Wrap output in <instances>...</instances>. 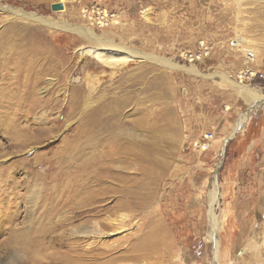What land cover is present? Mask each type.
Returning <instances> with one entry per match:
<instances>
[{
    "label": "rangeland",
    "instance_id": "rangeland-1",
    "mask_svg": "<svg viewBox=\"0 0 264 264\" xmlns=\"http://www.w3.org/2000/svg\"><path fill=\"white\" fill-rule=\"evenodd\" d=\"M58 2L63 9L52 10ZM70 25L184 68L150 58L110 67L81 53L97 45ZM11 34L25 38L19 63L0 66V77L32 75L20 87L27 94L0 95V264H32V255L41 256L42 197L74 189L63 179L49 190L56 168H46L65 161L71 144H95V134L114 143L121 131L165 152L155 153L148 213L88 217L134 215L123 231L104 235L102 247L120 253L150 217L163 226L169 247L140 264H213L207 214L215 175L219 264H264L253 251L264 214V0H0V37ZM189 52H200L199 59ZM256 98L258 106L232 133Z\"/></svg>",
    "mask_w": 264,
    "mask_h": 264
},
{
    "label": "bare ground",
    "instance_id": "bare-ground-1",
    "mask_svg": "<svg viewBox=\"0 0 264 264\" xmlns=\"http://www.w3.org/2000/svg\"><path fill=\"white\" fill-rule=\"evenodd\" d=\"M28 18L49 22L33 16H28ZM67 30L78 32L83 38L97 45L81 49L82 54H88L110 67H121L133 58H150L167 67L184 68L173 64L165 58H157L129 47L119 46L113 43L111 39L99 37L91 29L85 27L70 25ZM21 38L12 34L10 38L7 35L0 37V58H2L0 66L2 68L5 67L6 63L11 62V59L12 61L14 59V62H12L14 65L19 63L17 57L20 54ZM249 52L253 54V52ZM7 60L8 62H6ZM39 69L35 70V73L36 71L37 74L40 73L41 69ZM186 70L198 73L192 67L186 68ZM29 75H32V73ZM29 75H23L22 80V78L20 79L21 73L18 71L17 76L19 77L13 83L9 81L11 78L9 74H2L1 77L8 82L6 86L2 85L3 87H0V95L4 96L7 91H11L12 97H15L16 94L20 96L21 92L22 94H27L28 88L23 90L20 87L26 85V81L31 79ZM36 81L34 80L31 85L35 84ZM257 99H250L249 109L239 114L233 125L232 133L238 131L245 123L250 109L255 108L261 101V99L260 101H257ZM146 130L148 135L152 134V129ZM132 134L121 131L116 135V141L110 144L100 142L97 134L92 135L95 144H85L83 147L75 144L67 145L68 147H66L65 151L67 152V157L64 155L66 157V159L64 158L65 161L60 159L51 163L50 166L48 165L47 170L50 167L56 168L54 173L56 180L52 179L54 184L49 185V190L52 187L58 188L62 185L64 183L62 182L63 179L69 180L74 189L66 194L62 192L55 194L51 189L45 197H42L40 240L36 243V250L41 256L32 255V264H127L128 262L140 264L139 262L142 260L155 255L153 253H158V251L169 247L166 244V232L163 226L157 221V224H155L156 222L153 223L149 219L150 217L143 225H146V229L138 233L140 227L136 228L132 234V240L121 247L122 251L120 253L116 254L111 252L109 248L106 249V246L102 247L103 242L101 240L104 235L123 231L122 228L132 221L134 215L131 214L135 210L147 209L146 212L148 213V208L152 203L153 197L150 183L152 176L155 175L153 168L158 162L154 159H157L155 156L157 153L161 154L165 151L148 141L138 142L136 136H132ZM217 197V182L215 175H213L211 188L208 191L207 214L209 222L207 237L214 243L212 248L213 264H219L220 259L217 249L218 242L215 236L218 230V220L213 213ZM118 210L131 211V214L123 212L119 215L120 219L117 221L113 218H108V215L95 220L88 218H96L102 211L110 212L109 215H114ZM82 218L87 219L77 226L73 225L76 220ZM260 219L261 223L257 227L258 229L254 230L257 241L253 245L255 247L253 251H255V257L257 258L258 255L259 259L261 257L264 262V214H262ZM87 223L91 225L88 227ZM135 233L138 235L134 239ZM48 248L53 250L48 251ZM256 262H258L257 259Z\"/></svg>",
    "mask_w": 264,
    "mask_h": 264
},
{
    "label": "built area",
    "instance_id": "built-area-1",
    "mask_svg": "<svg viewBox=\"0 0 264 264\" xmlns=\"http://www.w3.org/2000/svg\"><path fill=\"white\" fill-rule=\"evenodd\" d=\"M199 54H200V52L198 54H196L194 52H189L186 54V56H188L190 60H195V59H199ZM253 57H254L253 54H251L249 51H246V59L247 60H252Z\"/></svg>",
    "mask_w": 264,
    "mask_h": 264
},
{
    "label": "water",
    "instance_id": "water-1",
    "mask_svg": "<svg viewBox=\"0 0 264 264\" xmlns=\"http://www.w3.org/2000/svg\"><path fill=\"white\" fill-rule=\"evenodd\" d=\"M50 7L52 10H60V9H63L64 6L61 2H58V3L51 4Z\"/></svg>",
    "mask_w": 264,
    "mask_h": 264
}]
</instances>
